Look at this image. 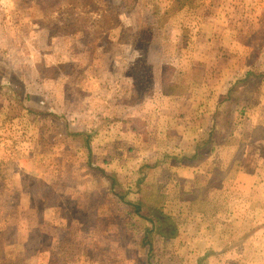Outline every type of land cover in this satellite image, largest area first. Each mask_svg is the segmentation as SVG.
I'll use <instances>...</instances> for the list:
<instances>
[{
	"label": "rangeland",
	"instance_id": "obj_1",
	"mask_svg": "<svg viewBox=\"0 0 264 264\" xmlns=\"http://www.w3.org/2000/svg\"><path fill=\"white\" fill-rule=\"evenodd\" d=\"M2 3L0 264H264V0Z\"/></svg>",
	"mask_w": 264,
	"mask_h": 264
},
{
	"label": "trees",
	"instance_id": "obj_2",
	"mask_svg": "<svg viewBox=\"0 0 264 264\" xmlns=\"http://www.w3.org/2000/svg\"><path fill=\"white\" fill-rule=\"evenodd\" d=\"M209 153H212L213 149L212 147L208 149ZM205 158V155L203 153L200 152V148L199 146H196V149L194 150V152L190 155V156H185V155H180L179 157L176 158V162L178 164H183V165H189V166H194L197 165L198 163L202 162ZM120 199L124 198V195H120L119 196ZM124 200V199H123ZM129 204H132L129 202ZM135 212L138 213L139 212V205H135ZM164 217H162L161 215L156 216V221H164ZM172 232V231H171ZM170 235H173V232ZM163 235H166V233H162ZM167 236V235H166ZM149 240L145 237H143L141 243L144 244H148L149 245V250L152 249L151 245L149 244Z\"/></svg>",
	"mask_w": 264,
	"mask_h": 264
},
{
	"label": "crops",
	"instance_id": "obj_3",
	"mask_svg": "<svg viewBox=\"0 0 264 264\" xmlns=\"http://www.w3.org/2000/svg\"><path fill=\"white\" fill-rule=\"evenodd\" d=\"M12 3L14 4V2H11V4H12ZM2 6H4V4L2 3V0H0V8H2L3 10H6V9H4V7H2ZM6 6L8 7L7 4H6ZM11 8H12V5H11ZM5 15H6V19H3L2 22H5V21H7V20L10 22V16H11V15L3 13L2 18H3Z\"/></svg>",
	"mask_w": 264,
	"mask_h": 264
}]
</instances>
